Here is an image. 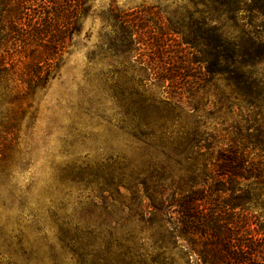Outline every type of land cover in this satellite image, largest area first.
Wrapping results in <instances>:
<instances>
[{"label":"rangeland","instance_id":"1","mask_svg":"<svg viewBox=\"0 0 264 264\" xmlns=\"http://www.w3.org/2000/svg\"><path fill=\"white\" fill-rule=\"evenodd\" d=\"M89 5L43 87L29 90L18 79L38 43L19 53L14 39L0 38L17 74L0 77V264H152L161 251L183 264L171 243H156L152 228V177L166 163L140 133L152 132V101L165 98L169 83L156 82L152 66L171 68L176 91L197 106L180 113V126L226 143L249 117L257 133L264 126V21L251 12L231 19L213 0ZM116 12L134 15L137 33L129 36L128 22L119 29ZM212 28L225 48L210 42ZM152 34L161 43L156 54L146 47ZM234 66H245L255 90L251 107L235 92ZM172 172L165 176L184 174ZM111 182L119 186L112 193Z\"/></svg>","mask_w":264,"mask_h":264},{"label":"trees","instance_id":"2","mask_svg":"<svg viewBox=\"0 0 264 264\" xmlns=\"http://www.w3.org/2000/svg\"><path fill=\"white\" fill-rule=\"evenodd\" d=\"M90 1L0 0V38L14 39L12 44L19 53L31 41H36V46L41 48L37 55L30 56L23 65L25 70L18 74L27 89L44 86L71 36L79 31L80 20L89 11ZM213 1L231 19L242 12H251L264 21V0ZM113 18L119 29L128 22L129 36L137 33L139 27L134 15L116 12ZM211 30L215 34L208 36L210 42L225 48L221 44L225 42L222 35L214 32V28ZM141 41L138 36L136 43L141 45ZM6 45L0 44V49L4 48L0 53V77L10 80L17 74L14 64L6 61V57L12 56L5 50ZM151 46L154 54L161 48L160 40L153 34L152 43H146V47ZM231 52L239 64L237 45L233 44ZM234 68L235 92L245 107H251L250 97L256 93L245 79V66ZM152 77L156 82L169 81L163 85L165 98L152 101L156 106L152 108L155 115L152 132L140 133L152 138L165 156L166 166L160 167L162 172L152 177V198H149L152 228L158 234L156 243H171L183 256V264H264V126L252 133L253 125L246 117L245 128L235 127L226 143L220 142L225 140L224 136H204L197 130L185 129L180 126V113L196 112V104L176 91L175 73L171 68L152 66ZM34 79L40 84L34 83ZM141 124L148 126L149 122L141 120ZM167 170L184 174L165 176ZM105 185L107 192L119 187L112 182ZM109 235L112 234L109 232ZM152 264L178 263L173 254L161 251L152 258Z\"/></svg>","mask_w":264,"mask_h":264}]
</instances>
